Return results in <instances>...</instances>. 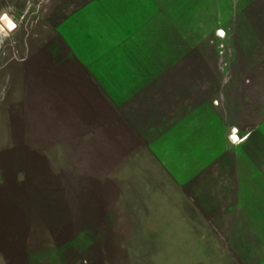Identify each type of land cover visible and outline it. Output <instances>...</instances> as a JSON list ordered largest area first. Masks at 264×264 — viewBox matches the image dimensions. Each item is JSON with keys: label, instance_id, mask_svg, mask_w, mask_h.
<instances>
[{"label": "rangeland", "instance_id": "obj_1", "mask_svg": "<svg viewBox=\"0 0 264 264\" xmlns=\"http://www.w3.org/2000/svg\"><path fill=\"white\" fill-rule=\"evenodd\" d=\"M6 54L24 72L37 54L81 57L141 130L152 123L147 138L163 158L153 176L137 174L149 161L126 154L120 174L109 165L101 183L73 184L67 201L88 206L56 209L68 222L52 225L54 239L5 241L7 264L222 263L199 247L215 209L179 190L205 203L196 188L214 162L228 166V264H264V0H0ZM8 98L9 120L22 115L18 135L31 137L41 106L30 81ZM17 140L6 145L0 127V215L14 222L37 211L33 144Z\"/></svg>", "mask_w": 264, "mask_h": 264}, {"label": "crops", "instance_id": "obj_2", "mask_svg": "<svg viewBox=\"0 0 264 264\" xmlns=\"http://www.w3.org/2000/svg\"><path fill=\"white\" fill-rule=\"evenodd\" d=\"M0 63L1 134L6 145L9 135L16 136L17 142L22 145L28 141L33 144L31 149L27 148L33 160L27 169L32 171L31 181L36 193L32 196V207L37 210L36 213L39 211L19 222L0 215V264H7L5 241L20 240L25 247L26 240L43 238L46 234L49 239H54L56 234L50 233L52 225L68 222L56 215V209L88 206L73 205L72 201H67L65 193L72 190L73 184L82 187L90 177H97L101 183L99 177L111 174L106 172L109 165L117 170L115 174H120V162L126 154L133 161H149L137 174L153 176V170L158 168L156 166L163 158L153 150L152 142L147 138L148 133L153 132L152 123L141 130L136 116L132 115L135 116L132 118L124 114L122 105L111 94L109 84L99 77V73L89 71L81 57L55 54L42 57L37 54L33 56L31 72H24L23 61H17L8 54L0 56ZM26 79L34 90L36 107L37 104L41 106L39 111L35 109L33 115L31 137L18 135L19 129L23 131L25 128L26 120L22 115L20 118V114L15 113L16 117L9 120V92L15 88L22 91ZM15 103L19 105L18 101ZM22 145L17 149H21ZM210 154L214 156L213 160H219L217 152ZM1 155L8 161V152L3 154L2 151ZM22 159L20 156L19 160ZM214 165L206 170L196 188L198 195L206 197L205 203L189 197L185 186L178 185L182 199L192 207L215 209L212 215L205 216V222L210 225L208 238L205 239L208 242L201 243L199 247L201 254L225 258L222 263L214 259L211 264H228V166L218 162ZM4 171L8 175L7 167ZM160 173L169 175L168 169L164 171L160 168ZM198 175L201 176V173ZM23 181L18 182V195L19 192L25 193ZM53 250L56 255V249Z\"/></svg>", "mask_w": 264, "mask_h": 264}]
</instances>
